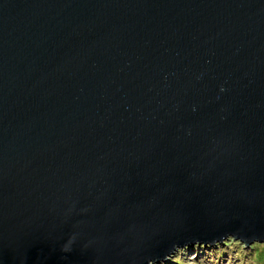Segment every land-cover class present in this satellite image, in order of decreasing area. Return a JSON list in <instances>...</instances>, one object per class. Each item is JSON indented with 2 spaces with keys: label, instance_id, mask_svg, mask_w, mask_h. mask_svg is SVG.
I'll use <instances>...</instances> for the list:
<instances>
[{
  "label": "water",
  "instance_id": "95a60500",
  "mask_svg": "<svg viewBox=\"0 0 264 264\" xmlns=\"http://www.w3.org/2000/svg\"><path fill=\"white\" fill-rule=\"evenodd\" d=\"M264 243V0H0V264H157Z\"/></svg>",
  "mask_w": 264,
  "mask_h": 264
},
{
  "label": "rangeland",
  "instance_id": "374dc122",
  "mask_svg": "<svg viewBox=\"0 0 264 264\" xmlns=\"http://www.w3.org/2000/svg\"><path fill=\"white\" fill-rule=\"evenodd\" d=\"M235 242H230L229 245L224 242L228 246L225 249L220 247L221 250L216 256L210 254V249L198 245L180 249L177 250V253L165 259L168 261L166 264H238L236 259H242L245 264H264V244L258 245L260 248H254L250 251L251 245L240 247V245H235ZM219 244L222 246L223 242ZM215 245L217 244L212 245L211 248ZM232 248H234V253ZM165 260L160 263L165 264Z\"/></svg>",
  "mask_w": 264,
  "mask_h": 264
},
{
  "label": "trees",
  "instance_id": "16d2710c",
  "mask_svg": "<svg viewBox=\"0 0 264 264\" xmlns=\"http://www.w3.org/2000/svg\"><path fill=\"white\" fill-rule=\"evenodd\" d=\"M224 242L227 244L228 243V245H229V243L230 242H235V240L234 239H227V240H225V241H223V244H222V246L219 244V243H217V245H215V246H213L212 248H211V246H202L203 248H206V249H210L209 251H210V254L212 255V256H216L217 254H218V252L221 250L220 249V247H223L224 249L228 246V245H225L224 244ZM264 243H254V244H252L251 245V247H250V251L252 250V249H254V248H260V246H258V245H263ZM235 245H240V247H245V244H243V243H241V242H235ZM234 245V243H233V247L235 246ZM232 250H233V253H234V248H232ZM175 253H177V251L175 252ZM174 253V254H175ZM220 254H223V253H220ZM245 255H246V253H245ZM168 259V258H167ZM236 260H238V264H245L244 263V261H242V259H236ZM162 262H164V261H162ZM168 261H166L165 260V264L167 263ZM217 262V261H216ZM157 264H161L160 262L159 263H157ZM229 264V263H228Z\"/></svg>",
  "mask_w": 264,
  "mask_h": 264
}]
</instances>
